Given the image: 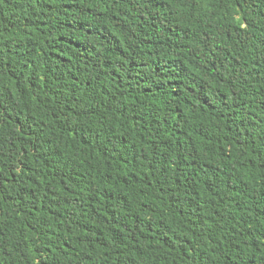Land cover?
Instances as JSON below:
<instances>
[{"label":"trees","instance_id":"obj_1","mask_svg":"<svg viewBox=\"0 0 264 264\" xmlns=\"http://www.w3.org/2000/svg\"><path fill=\"white\" fill-rule=\"evenodd\" d=\"M0 264H264V0H0Z\"/></svg>","mask_w":264,"mask_h":264}]
</instances>
